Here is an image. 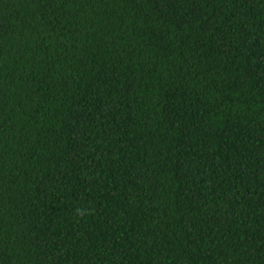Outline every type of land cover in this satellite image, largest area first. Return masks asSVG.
<instances>
[{
    "label": "trees",
    "instance_id": "1",
    "mask_svg": "<svg viewBox=\"0 0 264 264\" xmlns=\"http://www.w3.org/2000/svg\"><path fill=\"white\" fill-rule=\"evenodd\" d=\"M0 264H264V0H0Z\"/></svg>",
    "mask_w": 264,
    "mask_h": 264
}]
</instances>
